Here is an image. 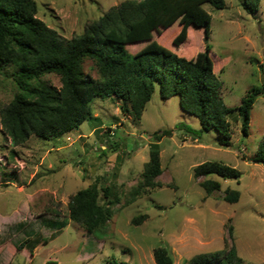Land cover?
Listing matches in <instances>:
<instances>
[{"label":"rangeland","instance_id":"obj_1","mask_svg":"<svg viewBox=\"0 0 264 264\" xmlns=\"http://www.w3.org/2000/svg\"><path fill=\"white\" fill-rule=\"evenodd\" d=\"M37 18L67 40L83 33L112 7L127 0H35ZM244 0H225V8L206 4L211 15L210 36L202 26L190 27L185 44L176 48L180 24L157 42L192 59L211 47L209 57L222 81V97L235 109L229 117L231 144L221 145L215 131L194 133L200 123L180 107L179 97L163 100L156 89L140 120L123 110L117 99H95L94 118L60 138L32 136L15 146L4 133L0 118V264H156L153 252L168 250L173 264H187L199 254L227 252L236 247L243 264L264 263V165L252 158L264 138V94L250 117L248 136L241 133L238 108L247 91L264 87V0L252 15ZM150 42L127 46L131 54ZM85 72L98 78L92 61ZM7 66L0 69V108L17 92ZM46 80L56 88L54 74ZM185 124L193 131L180 127ZM172 131L160 141L162 175L159 187L128 204L131 191L142 180L155 133ZM118 144L116 148L113 144ZM205 162H221L240 173L238 179L194 176ZM99 179L120 195L104 234H88L69 218L72 195ZM206 179L219 181L221 190L208 196L200 186ZM227 189L237 190V203L224 201ZM146 215L137 225L132 219ZM65 225L59 230V224Z\"/></svg>","mask_w":264,"mask_h":264},{"label":"trees","instance_id":"obj_2","mask_svg":"<svg viewBox=\"0 0 264 264\" xmlns=\"http://www.w3.org/2000/svg\"><path fill=\"white\" fill-rule=\"evenodd\" d=\"M206 4L214 9L225 8V0H127L112 7L98 20L88 25L82 34L67 40L48 28L36 16L35 0H0V69L12 66L16 94L9 104L0 108L4 133L15 146L32 136L52 140L78 129L94 118L91 105L95 99L113 98L123 103V110L140 120L147 104L158 89L163 100L178 96L181 109L197 118L200 129L193 131L181 124L187 133L215 130L221 145L231 144L230 108L222 97V81L214 71L209 57L211 47L188 59L151 42L180 24L175 40L179 48L187 40L190 27L206 29L210 36L211 15ZM261 0H244L243 6L252 15L260 9ZM150 42L141 51L131 54L128 45ZM86 61H92L99 77L85 72ZM54 74L61 87L50 85L44 78ZM264 94V87H252L238 108L241 133L248 136L250 117L255 101ZM172 136V131L155 133L149 147V161L144 166L142 180L131 191L128 204L159 187L162 175L160 141ZM118 144H113L116 148ZM264 165V138L252 158ZM241 173L221 162H205L194 169V176H216L224 180L238 179ZM97 179L79 190L69 201V218L88 234H104L113 217V206L119 203L112 187L100 185ZM208 196L219 192L221 184L213 179L200 182ZM240 192L227 189L224 201L237 203ZM147 219L141 215L132 219L137 225ZM59 224V230L65 223ZM156 264H173L168 250L158 247L153 252ZM45 264H59L49 260ZM117 264V263H111ZM187 264H243L236 247L227 252L199 254ZM264 264V263H263Z\"/></svg>","mask_w":264,"mask_h":264}]
</instances>
